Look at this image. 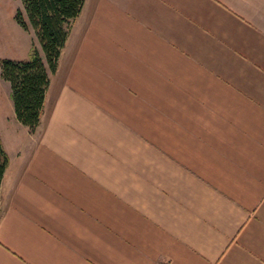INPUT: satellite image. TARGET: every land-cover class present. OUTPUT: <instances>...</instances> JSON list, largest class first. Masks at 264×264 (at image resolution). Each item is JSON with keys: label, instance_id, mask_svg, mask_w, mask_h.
<instances>
[{"label": "crops", "instance_id": "crops-1", "mask_svg": "<svg viewBox=\"0 0 264 264\" xmlns=\"http://www.w3.org/2000/svg\"><path fill=\"white\" fill-rule=\"evenodd\" d=\"M0 137V264H264V0H85Z\"/></svg>", "mask_w": 264, "mask_h": 264}, {"label": "trees", "instance_id": "trees-1", "mask_svg": "<svg viewBox=\"0 0 264 264\" xmlns=\"http://www.w3.org/2000/svg\"><path fill=\"white\" fill-rule=\"evenodd\" d=\"M31 27L35 30L44 58L33 45L29 59L0 61L2 78L12 87V99L18 121L35 132L41 122L50 73L57 71L61 53L85 0H21ZM18 24H28L23 13L17 14ZM9 166V157L0 137V210L1 187Z\"/></svg>", "mask_w": 264, "mask_h": 264}, {"label": "rangeland", "instance_id": "rangeland-1", "mask_svg": "<svg viewBox=\"0 0 264 264\" xmlns=\"http://www.w3.org/2000/svg\"><path fill=\"white\" fill-rule=\"evenodd\" d=\"M20 11L24 14L21 0H0V58L2 59L22 61L27 56L28 58L31 56V49L28 48L29 52L26 51L29 42L18 32L20 26L15 20ZM24 19H26L25 14ZM28 26H31L30 23Z\"/></svg>", "mask_w": 264, "mask_h": 264}]
</instances>
